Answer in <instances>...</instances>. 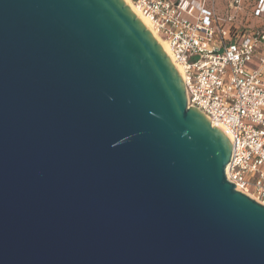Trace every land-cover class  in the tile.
Returning a JSON list of instances; mask_svg holds the SVG:
<instances>
[{
	"label": "water",
	"instance_id": "95a60500",
	"mask_svg": "<svg viewBox=\"0 0 264 264\" xmlns=\"http://www.w3.org/2000/svg\"><path fill=\"white\" fill-rule=\"evenodd\" d=\"M123 0H0V264H264V206Z\"/></svg>",
	"mask_w": 264,
	"mask_h": 264
},
{
	"label": "built area",
	"instance_id": "2783aa9c",
	"mask_svg": "<svg viewBox=\"0 0 264 264\" xmlns=\"http://www.w3.org/2000/svg\"><path fill=\"white\" fill-rule=\"evenodd\" d=\"M128 1L182 70L187 107L228 136L226 180L264 206V27L236 24L245 0H230L225 14L215 0ZM251 14L264 20V0H254Z\"/></svg>",
	"mask_w": 264,
	"mask_h": 264
},
{
	"label": "rangeland",
	"instance_id": "374dc122",
	"mask_svg": "<svg viewBox=\"0 0 264 264\" xmlns=\"http://www.w3.org/2000/svg\"><path fill=\"white\" fill-rule=\"evenodd\" d=\"M209 1V0H208ZM250 3H253L254 0H247ZM229 3L230 0H215L214 3V8L216 10V12H219L221 14H225L227 12H231V10H229ZM236 15V24L238 22H240L241 19H244V22H246V25H248L249 27L251 26L253 27H264V20L263 19H253L249 17V10L248 9H244L242 8L241 10L237 11Z\"/></svg>",
	"mask_w": 264,
	"mask_h": 264
},
{
	"label": "bare ground",
	"instance_id": "6f19581e",
	"mask_svg": "<svg viewBox=\"0 0 264 264\" xmlns=\"http://www.w3.org/2000/svg\"><path fill=\"white\" fill-rule=\"evenodd\" d=\"M123 1L131 9L134 15L140 20V22L144 25V27L151 33V35L154 37L156 42L160 45L161 49L163 50L165 55L168 57V59L170 60L174 68L177 70L179 76L182 78V70L173 62L168 45L157 37L155 32L152 30L151 23L149 22V20L143 15H141L139 11L129 3L128 0H123ZM216 128L219 129L223 133V131L219 127L216 126ZM225 137L229 140L227 135H225Z\"/></svg>",
	"mask_w": 264,
	"mask_h": 264
},
{
	"label": "trees",
	"instance_id": "16d2710c",
	"mask_svg": "<svg viewBox=\"0 0 264 264\" xmlns=\"http://www.w3.org/2000/svg\"><path fill=\"white\" fill-rule=\"evenodd\" d=\"M252 6L253 3H250L249 1L245 0V4H244V9H248L249 10V17L252 18ZM237 25L242 29L245 30L247 29L249 26L246 25V22H244V19H241L240 22L237 23Z\"/></svg>",
	"mask_w": 264,
	"mask_h": 264
}]
</instances>
